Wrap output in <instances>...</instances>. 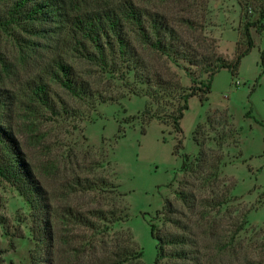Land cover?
<instances>
[{
	"label": "rangeland",
	"instance_id": "obj_1",
	"mask_svg": "<svg viewBox=\"0 0 264 264\" xmlns=\"http://www.w3.org/2000/svg\"><path fill=\"white\" fill-rule=\"evenodd\" d=\"M13 1L0 0V92L11 98V124L24 162L45 192L51 241L35 239L36 213L14 186L0 180V264H116L115 254L122 249L133 250L134 255L142 252L140 259L125 264H154L157 242L151 237L152 224L161 236L184 238L185 264L261 261L264 126L256 120L264 124V33L251 29L256 46L243 59L238 76L223 69L215 75L206 102L197 96L189 100L181 135L170 122L148 121L144 115L149 106L164 117L172 112L171 105L157 106L148 96L132 93L120 74L75 59L59 40L67 24L57 16L47 24L4 26ZM242 1L240 5L238 0H65L62 8L69 13L97 12L132 3L172 23L188 19L194 26L179 28L184 41L204 55L214 46L230 61L242 25L258 17V4ZM138 51L151 70L185 88L193 85L186 72L166 58L142 47ZM59 57L88 82L94 100L80 101L50 82L49 64ZM207 78L204 74L197 81ZM127 79L146 90L135 82L133 72ZM36 81L49 84L53 99L63 102L68 114L53 118L31 101L28 89ZM7 114L3 113L5 119ZM181 138L183 150L175 154ZM185 155L188 163H199L194 172L182 170ZM77 179L99 186L106 180L125 196L121 199L98 187L82 194L75 189ZM219 202L225 203L218 207ZM119 203L129 213L125 222L95 223L88 229L64 216L69 208L106 211ZM165 203V211H170L166 216L173 222L160 215ZM242 220L244 227L236 231Z\"/></svg>",
	"mask_w": 264,
	"mask_h": 264
},
{
	"label": "trees",
	"instance_id": "obj_2",
	"mask_svg": "<svg viewBox=\"0 0 264 264\" xmlns=\"http://www.w3.org/2000/svg\"><path fill=\"white\" fill-rule=\"evenodd\" d=\"M246 1L248 2V0ZM253 1L259 6L257 20L251 21L248 18L242 25V37L237 42L236 54L230 61L219 55L214 46L208 45L211 48L208 47L209 53L204 55L184 41L179 28L186 26L185 24L194 26L191 20L181 19L172 23L163 15L143 10L132 3H125L115 10L75 12L71 9V13H69L68 11L64 12L62 8L65 7V0H14L12 12L4 18V26L29 22L47 24L54 21L57 16L60 21L67 24L64 32L60 30L59 40L75 59L90 63L102 71L120 74L132 93L148 96L150 101L157 106L163 103L171 105L172 112L164 117L149 106L146 107L144 115L148 121L159 119L162 122H170L173 129L182 135L181 121L189 109V100L197 96L201 103L206 102L215 75L223 69L228 70L233 77L238 76L243 59L256 46L251 29L256 28L259 34L264 33V0ZM242 2V0H238L240 5ZM138 47L145 48L160 58H166L176 67L184 70L193 85L185 88L178 80L174 82L164 77L160 72L151 70L140 55ZM261 60H264V53L261 54ZM130 72L134 73L136 83L146 87L144 92L137 85L129 83L127 77ZM204 74L208 76L207 80L198 82L197 78H201ZM49 75L51 83L66 91L73 98L80 101L94 100L95 93L88 82L81 80L75 73V69L61 57L54 58L49 64ZM28 92L31 101L38 102L50 113L51 117L68 114V110L62 108L63 102L59 103L53 99L47 82L32 83ZM9 101L11 98L0 92V180L14 186L36 213V229L33 230L35 239L41 243L45 240L50 242V212L47 198L35 180L30 166L24 162L20 141L11 124L14 110L12 101ZM4 112H8L6 119L3 117ZM256 121L264 126L262 122ZM4 124L8 126V130L4 128ZM179 150H183L182 138L178 140L174 153L178 154ZM21 163L26 165L21 167ZM197 166L199 163H188V156H184L182 170L185 171V174L187 168L194 172ZM75 185L78 187L75 188L76 191H80L82 194L99 189L115 194L121 199L125 196L118 191V187L106 180L102 181L99 186L97 183H92L90 179H77ZM179 198L184 199V196L180 194ZM167 203L160 215H163L169 222H173L170 216H166L170 213V211H165L168 207ZM224 203L219 202L217 206L221 207ZM126 209L121 204L116 209L106 211L98 208L77 212L69 208L64 216H67L68 222L92 229L95 227V223L104 222L112 225L125 222L129 217ZM174 223L178 222L174 221ZM243 223H245L244 220L236 231H240L244 227ZM150 233L157 242L154 264H161L164 260L172 261L173 264H177V260H180L183 262L182 264H185L188 254L184 250V238L171 236L169 239L168 236H161L153 224L150 225ZM122 250L115 254L116 264H125L131 262L132 258L140 259L142 257V252L134 255L133 250ZM248 264H264V258L258 262L250 261Z\"/></svg>",
	"mask_w": 264,
	"mask_h": 264
}]
</instances>
